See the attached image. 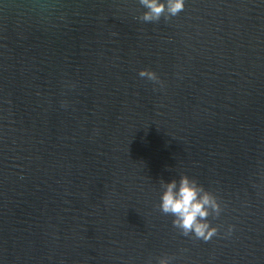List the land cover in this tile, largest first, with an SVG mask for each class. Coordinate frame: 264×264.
<instances>
[{"label":"water","instance_id":"water-1","mask_svg":"<svg viewBox=\"0 0 264 264\" xmlns=\"http://www.w3.org/2000/svg\"><path fill=\"white\" fill-rule=\"evenodd\" d=\"M144 10L0 0V264H264V0ZM181 174L223 208L208 242L158 208Z\"/></svg>","mask_w":264,"mask_h":264},{"label":"clouds","instance_id":"clouds-1","mask_svg":"<svg viewBox=\"0 0 264 264\" xmlns=\"http://www.w3.org/2000/svg\"><path fill=\"white\" fill-rule=\"evenodd\" d=\"M145 9L138 19L144 23H158L178 16L185 8V0H139ZM141 78L163 84L158 75L148 69H142ZM162 193L158 208L163 215L171 216L172 226L185 237L208 242L219 234L217 226H212L209 217L219 218L223 208L218 197L207 190L195 178L181 174L179 180H160ZM234 226L229 225L225 235H231ZM172 257L158 259V264H172ZM151 264V261H149Z\"/></svg>","mask_w":264,"mask_h":264}]
</instances>
